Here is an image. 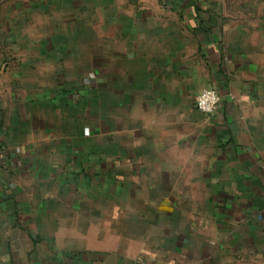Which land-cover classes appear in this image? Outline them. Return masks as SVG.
I'll use <instances>...</instances> for the list:
<instances>
[{
    "label": "crops",
    "instance_id": "1",
    "mask_svg": "<svg viewBox=\"0 0 264 264\" xmlns=\"http://www.w3.org/2000/svg\"><path fill=\"white\" fill-rule=\"evenodd\" d=\"M125 10L67 127L0 6V264H264V0Z\"/></svg>",
    "mask_w": 264,
    "mask_h": 264
},
{
    "label": "rangeland",
    "instance_id": "2",
    "mask_svg": "<svg viewBox=\"0 0 264 264\" xmlns=\"http://www.w3.org/2000/svg\"><path fill=\"white\" fill-rule=\"evenodd\" d=\"M6 2L9 3L5 5L1 0L0 6H14L16 9V12H11L9 16L11 37L17 42L15 54L32 57L34 75L38 77L36 80L40 78L39 56H46L47 64L43 61V67L48 66L47 79L50 88L59 87L66 93L65 97H62L65 107L61 110L66 116L64 125L68 127L71 122L74 124L78 121L83 124L89 117L85 104L90 97L88 88L104 87L103 75L95 76L93 70L94 65L98 68L104 66L106 34L111 33L113 23L128 21L123 19L120 13L123 12L122 8L126 12L125 9L135 6L136 0ZM112 29L114 31V28ZM79 87L82 88L81 91ZM85 90L87 93H84ZM5 213L0 214V232L9 230L7 222L2 221L1 217L6 215Z\"/></svg>",
    "mask_w": 264,
    "mask_h": 264
},
{
    "label": "built area",
    "instance_id": "3",
    "mask_svg": "<svg viewBox=\"0 0 264 264\" xmlns=\"http://www.w3.org/2000/svg\"><path fill=\"white\" fill-rule=\"evenodd\" d=\"M221 103V97L215 89H204L197 96V109L206 114H213L217 111Z\"/></svg>",
    "mask_w": 264,
    "mask_h": 264
}]
</instances>
